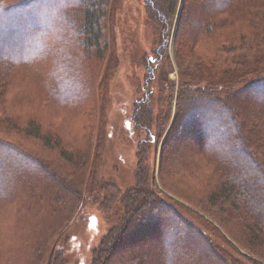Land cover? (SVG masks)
I'll return each instance as SVG.
<instances>
[{"label":"rangeland","instance_id":"obj_1","mask_svg":"<svg viewBox=\"0 0 264 264\" xmlns=\"http://www.w3.org/2000/svg\"><path fill=\"white\" fill-rule=\"evenodd\" d=\"M69 1L66 0L70 5ZM227 1L235 0H208L206 5L194 7L190 3L191 11L183 17L180 7L182 0L177 2L171 15L163 10H154L148 6L146 0H108L101 8L105 13L101 12L100 24L97 25L98 45L93 43L95 38L91 39V35H88L85 0H74V9H69L61 16L58 13L53 14H58L59 17L53 26L52 20L45 24L42 19L49 8L54 10L57 7L56 0H49L45 2L46 5L35 10H15L0 16V50L5 54L17 48L18 54L24 55L23 43H29L32 36H28V32L38 28H43L44 32L49 28L50 38L57 40L51 50L27 55L20 61L29 64L19 65L16 61L17 65H12L13 61L8 64L0 63V110L13 118L15 127L12 130L0 121V152L7 155L5 158L0 155V161L6 159L8 153L10 157L28 153L31 157L30 160L21 156L16 162L19 167L16 177L19 178L20 184L12 190L7 188L15 181L10 180L13 178L10 168L14 163L8 162L4 172L0 169V174H3L0 180V196L8 200L0 203V256L6 255L10 250L14 242V239L11 240L17 231H26L24 225L26 216L30 214L28 205L32 201V195L42 197L39 190L41 188L46 196H52L53 191L47 186L56 184V177L68 173L67 177H72L71 182L77 183L76 188L82 195L86 193L85 182L90 176L94 177V181L110 182L114 186L113 191L100 190L96 199H84L81 211L67 218L66 221H72L58 242V250L65 257L66 264H91L93 250L102 237L108 235L113 226L124 221L125 213L129 212L130 208H125L122 203L124 199L119 201V197H115L119 205L112 206L114 201L108 196L114 192V187L121 193L133 189L151 193L159 202L165 203L163 210L174 207L178 213L177 221L172 219L168 226H161L158 219L144 223L150 227L151 233L163 232L162 241L148 239L143 241V247L139 246L141 249L147 248L146 252L155 258L146 264H165L163 259H159L160 255H156V250L162 245L165 253L167 252L168 264H179L177 256L168 248L174 238L163 235L172 227L188 229L186 235L192 233V243H187V254L190 255L189 259L194 258L198 264L215 262L214 255L209 253L208 248L205 250L206 246L193 232L197 229L202 232L201 237H206L216 247L219 255L223 256L225 252L231 262L249 264L244 259L246 257L256 258L260 264H264V260L243 248V216L232 211L231 206L221 200L224 187L228 183H234V195L248 194L244 200L252 203L249 201V198H252L255 202L249 204L250 208L246 206L248 203L237 205L239 212L241 209H255L264 214V210L259 209L260 203L257 201L256 204L253 197H256L253 195L256 193L254 190L259 188V179L262 176L255 166L254 159L262 163L263 158L257 150L250 147L249 138H253V133L248 129L241 130L249 154L244 151L243 140L240 141L238 128L235 126V119L243 123L241 116L247 119L249 115H261L264 119V88H251L256 83L264 82V72L244 76L245 70L239 72L234 67L230 72L235 80L241 82L231 88H213L208 85L217 76L221 77V64L208 61V58L218 59L216 45H221L222 39H237L235 32L239 34L241 42L227 44L225 47L231 51L230 54L237 56L240 66H243L242 62L247 66L253 62L245 58L251 55L241 50L244 39L249 37L250 33H243L241 30L244 20L240 9L235 8L232 21L225 28L222 39L213 34V30L208 36H197V42L191 48L185 45L206 18L211 17L212 13L225 3L229 6ZM237 1L238 4L248 2ZM253 4L264 9V0H253ZM255 14L249 18L253 20L255 27H259L263 32L264 14ZM161 15L170 18L171 22L166 20L168 22L165 23ZM167 24L168 32L165 33ZM20 31H23V35L14 34L10 37L9 33ZM225 55V52H222L221 57ZM262 56L264 58V49ZM56 69L58 75L68 71L76 74L77 81L82 83L75 86L79 89V99L65 105L62 110L76 108L77 112H80L90 108L93 111L89 114L90 117L80 118L81 112L75 115L62 113L59 115L62 117L60 119L54 114L53 108L47 103V97L51 94L53 82L49 76ZM244 89H250L253 93L247 92V96H239ZM22 93L30 99L29 103H26ZM191 93L194 95L190 96ZM196 95L200 97V105H194L187 113L189 110L197 112L196 109L199 108L201 114L197 115V120L191 121L188 127L184 126V122L182 129L185 128V132L180 134L173 130L179 119L178 122L176 119L174 127H171L176 111L180 109L179 103L187 96L196 99ZM232 95L234 101L230 107L229 104L226 106L223 100L227 99V96L231 98ZM216 96L220 104L213 100ZM190 105L192 104H188ZM200 107L210 108V114H205ZM231 111L234 118L229 121L227 115L231 116ZM148 115L152 119L150 128L141 126L138 122V119ZM92 119H95V129L91 131L94 139L87 140L92 147L91 157L83 173V185L80 186L75 178L78 179L82 175L74 173L75 163L65 162L62 156H71L70 144L73 138L81 133L82 122ZM49 122L56 124L62 137L55 140L48 138L49 148H45L37 138L26 136L23 130L16 131L25 128L28 123L46 131ZM176 130L178 131V127ZM173 132L178 136H171ZM48 133L46 132V135ZM78 141L75 146L79 148L86 142L82 139ZM2 143L4 147L1 146ZM244 174L251 177L249 182L245 181L246 185L235 181H244ZM145 175L146 182L143 183ZM66 185L73 186L68 183ZM95 188L94 185L93 189ZM15 194L16 198L21 196L22 205L16 202L15 197L11 199ZM40 203L37 200L36 206L39 207ZM227 209L234 214L229 213L230 215L225 217ZM140 211L141 208L138 212ZM144 211L146 210L140 215H143ZM132 218L131 225L138 223L139 218V222L145 221L146 216H132L130 220ZM191 225L196 229L191 230ZM136 243L137 241H132L130 245L136 246ZM130 248L123 254L136 258L138 247L134 251L133 247ZM189 259L185 258L184 261Z\"/></svg>","mask_w":264,"mask_h":264},{"label":"trees","instance_id":"obj_2","mask_svg":"<svg viewBox=\"0 0 264 264\" xmlns=\"http://www.w3.org/2000/svg\"><path fill=\"white\" fill-rule=\"evenodd\" d=\"M49 0L43 1V0H13L11 2H7L6 0H0V16L10 13L11 11L15 10H24L31 11L32 9H36L37 7H42L45 4V2H48ZM73 1L70 0V5L66 2V0H56L57 7L53 10V8H49L45 15L43 16V21H45V24H48L49 21L52 20L51 25L53 26L56 21L58 20V14L60 16L62 14H65L69 9L70 11L74 9ZM87 4V12L85 16V21L87 22V30L88 35H91V39H94V44L98 45V31H97V25L100 24V14L105 13L101 8H103L107 3L108 0H85ZM148 6L153 8L154 10H163L164 13H167L168 15H171L174 13L176 9V4L179 0H146ZM239 1H227L229 3V6H226V3L223 7L219 8V10H216L214 13H212L211 17H208L205 19L203 25L199 28H197V31L193 36H191L190 39L187 40V43L185 45L187 47H192L197 42V36H204L210 35L213 30V34H215L219 39H222L221 37L224 36L225 28L231 23L232 15L234 13V10L236 7H238L241 11V16L244 20V22L241 24V30L244 32L249 31L250 35L249 37H246L245 43L241 46V50L245 52V54H250V56H245V58L249 59L250 61H253L249 66L244 64L242 62L243 66H240L238 64V58L235 55L230 54L231 51L227 49L225 46L227 44L233 45V44H239L241 42L240 36L238 33L235 32V35H238V38L235 40L228 39V41L225 39H222V44L219 43L216 45V54L219 56L218 59H210L208 58V61L211 62H219L221 64L220 68V75L221 77L217 76V78L211 80V82L208 83L209 87L217 88H231L233 85H236L241 82V80L237 81L233 77L234 75L231 74L230 69L236 68L239 72L242 70L244 71V76H253L258 75L262 72H264V58L262 56V52L264 49V31L261 32V30L255 27L254 23H252V19L249 18V16L256 13V16H260L264 14V9L261 8V6H256L253 4V0H248V2H241L237 3ZM203 6L204 4L208 3V0H182V14L183 17L187 15L189 11V6ZM103 6V7H102ZM264 6V4H263ZM243 8V9H242ZM55 13H58L55 15ZM160 15V14H159ZM167 23L169 20V23L171 22L170 18H166L165 16L161 15ZM220 16V18H218ZM225 16V17H224ZM217 17L218 19H215ZM182 20V16L180 17ZM253 26V28H252ZM47 31L44 32L43 28L41 29H35L30 32H28V36L31 34V40L29 43L26 44V41L23 43V50L25 51L24 55L18 54V49H13L9 51L7 54L5 52H2L0 50V63H9L10 61H13L12 65H21V64H29V63H21V59L26 57L27 55H31L33 53L38 52H46L47 50H51V46L54 45V42L57 43V40L54 41L52 38H50L49 35V28H46ZM165 33L168 32V24L166 25ZM251 31V32H250ZM23 31L20 32H11L10 37L14 36V34H22ZM34 34V35H33ZM164 34V31H163ZM207 35V36H208ZM183 37V36H182ZM164 38H166L164 34ZM184 38V37H183ZM26 40V39H25ZM165 40V39H164ZM163 40V42H164ZM28 41V40H27ZM165 45H163L164 47ZM162 47V46H161ZM160 47V49H161ZM222 52H225V56H222ZM6 56H11V58H8ZM158 59V58H157ZM241 60V59H240ZM15 61L17 64H15ZM151 61V59L149 60ZM155 61V59H154ZM11 65V66H12ZM250 68V69H248ZM76 74L62 72V74H57V69L53 71L51 76V80L53 82L51 83V94L47 97V103L50 104V107L53 108L54 114L62 119L61 116H59L62 113H68L71 115L75 114H81L80 118L85 119L90 117L89 114H92L93 111L89 109H85L83 111L77 112L76 108H70L69 110H62L64 109L65 105L69 104L70 102H73L74 100L79 99L78 87L75 88L76 85L82 84L77 81ZM242 77V76H241ZM198 80V79H197ZM88 82V80H87ZM85 83V82H83ZM200 83V82H198ZM186 85V84H183ZM264 82L256 83L255 86H251V88L261 87L264 88ZM73 89V90H71ZM77 91V92H76ZM209 91V89H207ZM264 91V90H263ZM210 92V91H209ZM253 93L250 89H245L240 92L239 96H247L246 93ZM244 94V95H243ZM23 98L25 99L26 103H29V98L25 94H21ZM191 95H194V93H191ZM186 97L183 102L179 103L180 109L176 111L175 118L172 122L171 127L173 128L176 119L178 122V125H175L176 132H179L180 134H183L185 132V128L182 129V126L184 122V126H187L191 124V121L197 120L196 116L200 115L201 112L199 111V108L196 109L197 112H189L187 113L188 109H191L194 105L199 107L200 103V97L196 95V99H193L192 97ZM238 96V94H237ZM217 97V96H216ZM234 95L227 96V99L223 100L224 103H226L229 107L232 101H234ZM246 98V97H245ZM193 100V101H190ZM217 103H219V98H214ZM188 101V102H187ZM183 103V107L182 106ZM264 103V102H263ZM188 104H192L188 106ZM220 104V103H219ZM61 105V106H59ZM202 105V104H201ZM149 105H147L148 107ZM224 106V107H226ZM205 114H210V108H202L200 107ZM216 108V107H215ZM182 109V111H181ZM195 109V108H194ZM230 110V109H229ZM232 112V111H231ZM87 114V115H86ZM149 114L151 115L152 112L149 110ZM255 114V113H254ZM227 115V114H225ZM137 116V114H136ZM209 115H207L208 117ZM54 117V116H53ZM228 120L232 121L234 118V114L232 112V115H227ZM233 117V118H232ZM243 123L238 122V119H235V126L238 128V134L239 139L242 142L243 140V146L244 151L248 153L247 149V143L246 140L241 132L243 129H248L249 131H252L253 138H249V144L250 147L257 150L256 152L263 158V162L260 163L256 158L255 160V166L259 169V172L262 176H260L259 179V188H256L254 191L256 192L253 196L257 201L260 203L259 206H261L259 209L260 211L264 210V119H262L261 115H256L255 117H249L246 119L245 116H241ZM12 117H8V114L6 112H3L0 110V121H3L8 127L13 130L15 127L14 120H12ZM135 119V117H134ZM151 117L148 115L141 117L138 119V122L141 126H145L146 128H150L151 125ZM227 120V121H228ZM240 120V119H239ZM260 121V123H259ZM95 119L87 120L85 122H82V131L81 133L73 138V141L71 142V156H62L64 161H68L69 163L73 161L75 164L73 165V171L75 174L78 173V176H80L78 179L75 178V181L78 180V183L80 186L83 185L84 182V175L85 170L89 164V158L91 157L90 150L92 147L89 146L87 140L94 139L93 134L91 131L95 129L94 127ZM255 123V127H254ZM176 127H178V131L176 130ZM182 129V130H181ZM188 129V128H187ZM17 130H23L24 134L28 137L37 138L40 140L44 147L49 148L50 144L48 143V138L57 139L60 137L59 130L55 123L49 122L47 124L46 131L36 128L33 124H26L25 128L22 129H16ZM188 131V130H187ZM46 132H49L46 135ZM97 133V132H96ZM173 137L178 136L177 133H172ZM62 139V137H60ZM242 138V139H241ZM86 140L84 146L81 148L75 146V142H79L78 140ZM2 141V140H1ZM3 142V141H2ZM59 143V142H58ZM55 145V144H54ZM4 147V144L2 145ZM249 154V153H248ZM0 155L7 156L4 152H0ZM16 157H10V154L8 153V157L4 160L0 161V169L2 172H4L5 166L8 162L14 163L10 170L12 171L10 180H14V187L13 184L10 185L7 189H14L17 188V184L19 183V178L16 177L19 172V167L16 164V162L19 161V157L25 156L26 158L31 160L30 154L28 155H15ZM9 158H12L9 159ZM0 170V171H1ZM146 171V170H144ZM5 174V173H4ZM148 174V172H147ZM69 174L66 173L65 175L56 177L55 183L56 184H50L47 187L53 191L52 196H46L42 191L41 188L39 189L42 193L41 196H35L32 195V201L28 205L29 213L26 216L24 229L26 231L19 233L17 231V234L12 238L11 241L14 242L10 246V250L6 253L4 256H0V263L2 264H66L65 257L62 255L61 251L58 250V242L60 241V238L63 236L65 230L68 227V224L72 221L71 219L69 221H66L67 218H71L76 214L77 212L81 211V204L84 199H96L99 195V191L102 190L105 192L106 189H111L113 191V184L94 181V177H89L87 182H85L86 187V193L80 192L79 189L76 188V184L71 182V178H68ZM245 180L237 179L235 181H240L245 184V181L249 182L250 176L248 177L247 174H244ZM3 178V174H0V180ZM52 178V177H51ZM81 178V179H80ZM148 178V176H147ZM53 179V178H52ZM146 182V175L143 183ZM66 183L73 185L69 187L66 185ZM65 185V186H64ZM96 186L95 189H93V186ZM246 185V184H245ZM2 185H0V188ZM247 187V186H245ZM244 187V188H245ZM236 185L234 183H228L223 190V195L221 197V200L223 203L227 202L231 206V210L235 211L238 215H242L243 219V226L244 231L241 236L243 237V248L245 250H250L253 254L257 255V257L261 260H264V214L259 213L257 210H248V209H241L239 212V208L237 205L243 203L248 208H250L249 204H255L254 199L249 198V201L252 203H249L247 200H244L245 196L248 194L240 193V196L234 195ZM47 189V188H46ZM47 191V190H46ZM8 194V192H6ZM16 196V194L11 198L13 199ZM107 197V196H106ZM115 197H119V201L122 199V203L124 204L125 208H130V211L125 213L124 221L119 222L117 226H113L112 229L109 230V234L102 237L100 243L96 248L93 250V257L91 264H146L147 262L155 258L151 256V254H148L146 252V249L143 247L142 244L144 240H152L155 239V241H162L161 235L162 231H158L155 233H151L149 230L150 227L146 224H144L146 221H149L150 223L158 219L161 224H165L168 226L169 221H177L178 213L174 209V207H169L167 209H162L163 206H166L165 203L159 202L157 198L151 193L145 192L143 190H137L133 189L130 190L127 193H121V191L116 190L114 187V192L108 196L110 200L113 199L112 206L119 205L118 200H115ZM16 198V197H15ZM21 196L16 198V202H20ZM40 201V206H36V202ZM8 200L4 199V196H0V203L6 202ZM141 211L138 212V210ZM144 214L140 215L142 212ZM166 210V211H165ZM231 210L227 209L225 212V217H228L231 214H234ZM168 214L170 216H168ZM143 217L146 216L145 221L139 222L140 218L138 219V223L134 222L135 224H130V222L133 220V218L130 220V217ZM173 219V220H172ZM191 230L196 229L194 228V225H191ZM14 228V227H13ZM15 229V228H14ZM186 230H180L179 228L172 227L168 230H166L163 234L167 238L170 236L173 237L171 246L168 248L171 249L173 252V255L175 254L177 256V259L179 260V264H198L197 261H195L194 258H190V255L187 254L188 244L192 243L191 241V234L186 235ZM195 235L198 236L200 241L206 246V251L208 248V251L213 256V261L215 264H239L238 262L234 261L231 262L228 257L225 255V252L223 253V256L219 255L216 251V247L212 245V243L209 242V240L206 237H201L202 232L197 229L193 231ZM205 236V235H204ZM137 241L136 246L130 245V242ZM142 245L141 247H139ZM168 244H166L167 247ZM202 246V244L200 245ZM245 246V247H244ZM133 247V251L136 250L138 247L139 250L137 253L136 258L133 257V255L129 254H123V252L130 250ZM247 248V249H246ZM247 250V251H248ZM157 254L160 255L159 259H163V262L165 264H168V261H166L167 252L165 253V249L163 245L159 247L156 250ZM120 253V254H119ZM129 255V256H128ZM139 255V256H138ZM169 255V253H168ZM128 256V257H127ZM158 257V256H157ZM244 257V256H243ZM189 259L188 261H184V259ZM249 264H260V261L256 258L249 259L244 257ZM162 264V263H160ZM164 264V263H163ZM171 264H175V262H172Z\"/></svg>","mask_w":264,"mask_h":264},{"label":"water","instance_id":"obj_3","mask_svg":"<svg viewBox=\"0 0 264 264\" xmlns=\"http://www.w3.org/2000/svg\"><path fill=\"white\" fill-rule=\"evenodd\" d=\"M181 4H182V3H180V7H181Z\"/></svg>","mask_w":264,"mask_h":264}]
</instances>
